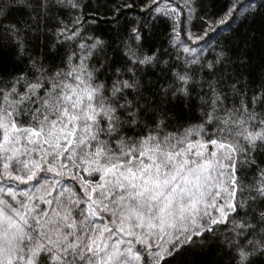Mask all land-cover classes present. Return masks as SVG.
<instances>
[{
  "label": "snow or ice",
  "instance_id": "6c2138e0",
  "mask_svg": "<svg viewBox=\"0 0 264 264\" xmlns=\"http://www.w3.org/2000/svg\"><path fill=\"white\" fill-rule=\"evenodd\" d=\"M0 264H264V0H0Z\"/></svg>",
  "mask_w": 264,
  "mask_h": 264
}]
</instances>
